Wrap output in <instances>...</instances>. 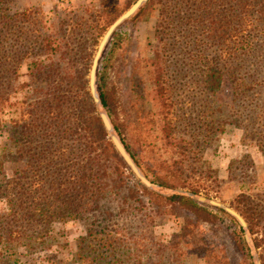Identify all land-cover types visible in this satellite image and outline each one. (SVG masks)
<instances>
[{
  "label": "rangeland",
  "instance_id": "obj_1",
  "mask_svg": "<svg viewBox=\"0 0 264 264\" xmlns=\"http://www.w3.org/2000/svg\"><path fill=\"white\" fill-rule=\"evenodd\" d=\"M137 2L6 0L8 9L22 15L18 22L22 29L19 44L21 56L25 55L16 82L20 91L11 98L9 106L15 105L13 110H28V104L22 101L30 95L29 102H47L54 106L55 109L49 108L42 116L43 121L62 119L63 127L56 130L64 133L63 140L53 143L51 169L54 171L72 167L77 160L86 158V161L88 156H97L108 170L111 167L114 171L121 164L127 182L138 183L137 187L142 189L144 183L127 166L114 138L124 146L133 164L136 161L143 164L141 176L151 178L144 166L155 168L157 156L169 157V151L162 152V123L157 122L163 116L156 101L163 100L171 106L174 125L170 132L178 138L203 144L202 160L199 162L192 154L184 164L185 170L195 184L203 186L202 192L195 197L198 205L219 218L215 220L206 214L198 218L186 208L168 204L153 210L148 203L152 207L147 205L144 213L150 224L145 228L140 225V216L134 219L131 211H121L120 207L127 205L120 197L114 193L109 195L115 192L113 183L106 187L108 198L102 202L100 212L98 209L95 215L89 214V220H53L48 227L45 249L33 254L21 249L25 256L20 264H91L95 258L91 253L92 245L99 248L100 240L109 230L119 232L113 235L125 242L126 249L122 251H129L130 257L145 252L146 264H158L159 260L161 264H216V261L219 264H262L264 245L259 248L255 244L256 239L263 240L262 233L259 226L255 228L258 234L250 231L244 212L249 207L257 206L259 210L264 207V135L258 136L264 134V128L260 127L264 124V89L259 84L252 90L249 87L246 101L238 108L241 115L231 110V117L243 122L244 126L226 125L218 138L212 137V122L218 118L216 108L232 105L233 98L229 78L225 79L217 102L212 98V85L207 81V71L212 68V50L218 49H212V0H150L114 33L98 65L96 92L92 89L91 72L105 34ZM97 25L98 30H93ZM237 64L244 67L240 71L244 79L257 77L264 82L261 59L249 61L244 57ZM32 68L36 72L34 76ZM159 76L161 86L158 85ZM31 85L37 90L33 95ZM102 94L108 98V106L103 105ZM103 115L112 130L106 126ZM24 118L30 117L25 114ZM5 120H12L11 116ZM59 123L54 121L56 125ZM86 126L89 129L84 131ZM12 134L10 128L0 131V224L10 211L9 199H14L18 191L16 169L26 168L22 172H28L26 162L33 156L30 152H39L23 143L24 159L16 163L5 158L3 148L10 144ZM90 134L100 144L105 140L96 151L90 150ZM34 157L35 160L36 155ZM39 174L45 175L46 169L42 168ZM28 178L27 175L22 179L24 185ZM106 178V182L109 181L108 176ZM111 178L115 177L111 175ZM149 178L145 180L149 182ZM154 189L165 195L177 194L171 189ZM178 194L186 193L180 191ZM63 211L65 207L56 202L47 212L61 214ZM134 215L142 214L135 212ZM190 219L199 220V248L198 251L188 250L180 242L177 247L181 248L182 255L179 257L168 242L180 233L181 227L188 226ZM91 221L97 224L92 229L99 232L95 238L88 236ZM257 222L260 224L258 219ZM241 227L246 230L250 256L238 248ZM35 230L42 228L36 226ZM147 237H152L153 241ZM80 244L86 249L85 260L77 257ZM212 253L215 260H212ZM46 256L57 258L49 262Z\"/></svg>",
  "mask_w": 264,
  "mask_h": 264
},
{
  "label": "trees",
  "instance_id": "obj_2",
  "mask_svg": "<svg viewBox=\"0 0 264 264\" xmlns=\"http://www.w3.org/2000/svg\"><path fill=\"white\" fill-rule=\"evenodd\" d=\"M5 3L6 0H0V131L10 128L13 134L10 137V144L3 148V154L5 158L13 159L19 163L20 159L25 158L22 147L25 143L29 144L30 150L38 151L37 149H39V152H30L33 156L30 161L26 162L28 172L23 174L22 171H26V168L24 170H21L20 167L16 169L18 191L16 197L14 195V199H9L10 211L2 217L3 221L0 224V264H20L21 258L25 256L23 252L33 254L38 250L45 249L46 239L49 238L50 232L48 227L53 220L62 222L72 219L89 220V217L95 215L98 209L99 212L102 210V202L108 198L106 187L113 183L115 192L111 191L109 195L114 193L115 196L120 197L123 203L127 205V207H120L121 211H131L134 219L140 216V225L145 228L150 224L149 217L146 216L147 213H144L148 203L152 204L153 207L151 205L148 207H152L153 210H156L155 207L161 208L162 205L168 204L173 207L186 208L198 218L206 214L215 220L218 219L217 214L198 205L195 197L202 192L203 186L199 183L195 184L187 176L185 170L184 164L191 158L192 154L199 162L202 160L203 144L194 140L178 138L170 132L174 125L173 117L170 116L171 106L164 104L163 100L161 103L156 101L160 115L163 116L157 122L162 123V146H164L162 152L169 151V157L163 159L162 155L157 156L155 161L158 165L155 168L144 166L150 171L151 178L141 176L140 168L143 164H140L139 161H136L135 164L138 166H135V164L131 165L122 158L139 181L144 183L142 189L137 187L138 183L132 185L129 182V186L127 177L121 171V164L116 166L114 171L111 170V167L108 170L107 165L101 164L102 160L97 156H88L86 161V158L77 160L72 163V167L63 168L59 172L51 169L54 165L53 143L63 140L62 134L64 133L56 130L63 127L61 125L62 119L53 118L43 121V114L47 113L49 108H55L47 102H29L31 95L22 101L28 104V110L25 111V108L13 110L15 105L9 106L11 98L20 91L16 82L25 55L21 56L19 44L22 29L18 22L22 15L19 12H12ZM93 30L97 31L98 25L93 26ZM48 44H50L49 41ZM214 47H218V49L212 50V68L207 71V81L212 85V98L217 102L216 97L223 90L227 78H229L233 89L232 105H219L216 108L215 114L218 118L212 122V137L216 139L219 134L224 132L226 125L244 126L243 122L231 117V110L235 111L237 116L241 115V109L238 108L241 107L243 101H246L248 88L251 87L252 90L256 84H259L264 89V82H260L257 77L244 79L240 75V71L244 70V67L237 64V61H241V58L244 57L249 61L261 59L264 62V0H212V49ZM32 75H36L33 68ZM158 85H162L160 76L158 77ZM30 91L33 95L37 90L31 85ZM102 97L103 105L108 106V98L105 94H102ZM163 98L165 100V96ZM10 108L12 111L9 110ZM51 111L49 114L52 113L53 115ZM25 114L30 118L24 120ZM7 116H11L12 120L6 121ZM222 117L225 119H221ZM54 121H60V123L56 125ZM260 127L264 128V124ZM104 128L109 131L105 125ZM88 129L87 126L84 127V131ZM263 135V133L258 134L259 137ZM89 139L90 150L92 151H96L105 143L103 140L100 144L97 139L92 138V134L89 135ZM35 142L37 143L36 146ZM95 146L98 147L95 149ZM60 150L65 151L63 148ZM34 155H36L35 160ZM84 161L85 163H83ZM42 168L46 169L45 175L39 174ZM27 175L29 176L28 182L24 185L22 179L26 178ZM111 175L115 178L112 179ZM107 176L109 181L106 182ZM148 178L150 180L149 186L144 182ZM154 187L171 189L177 194H161L156 192ZM177 191H185L186 194L181 195ZM56 202H60V206H64L65 211L69 209V212L63 211L61 214L47 212L48 208L56 205ZM135 212L142 215L135 216ZM244 214L248 228L254 235L258 234L255 228L259 226L263 240L256 239L255 244L260 248L264 245V207L261 210L257 206L249 207ZM257 219L260 224H258ZM188 223V226L181 227L180 233L174 235L173 240L168 242L171 245V250L175 251L174 253L178 254L179 257L182 255L179 253L181 248L177 247L180 242H183L188 250L194 248L192 251H198L196 249L199 248V245L197 246L200 240L199 220L190 219ZM88 225L90 227V229L88 228V236L95 238L96 233H99L92 229L97 225L96 222L91 221ZM36 226L41 227L42 230H35ZM117 233L119 232L109 230L100 240L99 248H94L95 246L92 245L91 253L95 255V258H92L93 263L91 264H146L143 256L145 252L143 255L135 253L133 257H130L129 251H122L126 249L125 242L118 240L113 235ZM122 236L126 237L125 235ZM152 239V237H147V240L153 241ZM85 240L86 238L83 239V241ZM237 243L238 248L250 256L251 248L244 227H241ZM79 246L77 257L80 260H85L86 249H83L81 244ZM21 249L24 251H20ZM46 258L50 262L51 258L56 259L57 257L46 256ZM248 258L251 259V257ZM215 259L216 256L212 253V260ZM158 264H161V260ZM216 264L219 262L216 261ZM262 264H264L263 259Z\"/></svg>",
  "mask_w": 264,
  "mask_h": 264
},
{
  "label": "water",
  "instance_id": "obj_3",
  "mask_svg": "<svg viewBox=\"0 0 264 264\" xmlns=\"http://www.w3.org/2000/svg\"><path fill=\"white\" fill-rule=\"evenodd\" d=\"M149 1L150 0H138V2L128 12H126L116 22H114V24L109 28V30L105 34V36H104V38L100 44L98 53H97L95 61H94L93 69L91 72L92 89L94 90V92H96L95 81H96V73H97L99 62L103 56V53L106 50V47L108 46L110 40L112 39L114 33L118 30V28H120L123 24H125L128 20H130L133 16H135L137 14V12H139V10L144 5H146ZM103 120H104L106 126L110 130H112L111 125H110V123H109V121L105 115H103ZM114 143H115L118 151L120 152L121 156L126 160V162L133 165L132 158L129 156V154L126 152L124 146L119 142V140L116 137L114 138ZM144 182L148 186L150 185V183L148 181L145 180ZM238 218L241 220V222L243 224H245L241 217H238Z\"/></svg>",
  "mask_w": 264,
  "mask_h": 264
}]
</instances>
